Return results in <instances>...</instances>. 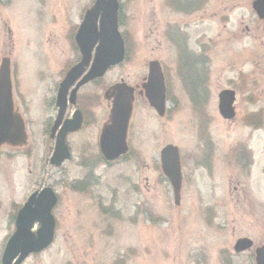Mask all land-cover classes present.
Listing matches in <instances>:
<instances>
[{
    "label": "rangeland",
    "instance_id": "rangeland-1",
    "mask_svg": "<svg viewBox=\"0 0 264 264\" xmlns=\"http://www.w3.org/2000/svg\"><path fill=\"white\" fill-rule=\"evenodd\" d=\"M90 1L12 0L6 7L3 5L8 4L6 0L0 2V62L3 58L10 60L14 106L27 124L28 134L25 147H3L0 151V202L3 203L0 247L9 226L6 210L21 202L26 192L24 187L29 186L25 180L39 171L42 185L51 186L59 197L54 210L55 237L46 252L29 258L26 264H254L253 251L235 254L233 245L238 238L249 236L258 240L255 236L264 235V228L260 227H264V196L262 204L253 210L262 221H255L243 211L248 206L233 204L230 198L234 196V184L230 185L228 177L219 172L216 179L209 180L207 173L184 162L189 168L184 169L186 181L180 205L173 204L172 190L160 170V150L174 144L192 159L199 153L192 137L195 124L191 121L190 103L193 100L183 91L176 92L179 107L176 106L175 114L164 124L156 118L144 117V109L137 102L134 124L142 123L140 135L135 127L131 128V144L137 157L108 168L99 165L97 148L98 136L107 123L104 111L108 102L103 99L104 89L99 85L88 87L82 95L91 90L96 99L102 97V101H97L103 110H95L99 122L68 137L70 161L59 169L49 165L50 140L43 130L48 117L45 104L55 95L64 67L75 58L68 35ZM120 1L119 31L129 54L122 66L112 69L101 80L106 87L120 80L138 85L145 61L161 57L165 52L160 38L155 39V34H151L154 21L161 29L157 31L162 33L164 28L167 16L164 0ZM205 1L204 25L196 28L192 23L195 20L187 18L189 29H184V36L189 54L201 53L203 47L208 57L207 75L204 69L198 78L192 74L190 82L194 79L196 85L202 86L203 78L207 81L203 85L210 89L208 102L212 113L213 102L216 103L213 91L219 80L217 53L212 42L219 26L211 11L221 1ZM225 39L222 37V43ZM226 44L229 53L232 52V45ZM228 56L219 57L221 67L229 62ZM184 77L188 83L189 78ZM223 80L222 76L219 83L223 84ZM223 127L220 120L212 127L217 142L225 139L233 145L243 136V132L232 135ZM93 166L98 167L95 174L101 177L95 181L94 198L72 189ZM13 174L15 180L11 183L9 177ZM251 191L254 192L252 187ZM213 199L218 200L216 207L220 214L215 220Z\"/></svg>",
    "mask_w": 264,
    "mask_h": 264
},
{
    "label": "flooded vegetation",
    "instance_id": "flooded-vegetation-1",
    "mask_svg": "<svg viewBox=\"0 0 264 264\" xmlns=\"http://www.w3.org/2000/svg\"><path fill=\"white\" fill-rule=\"evenodd\" d=\"M10 1L11 0H7V3L9 4ZM219 1H221L220 4L218 6L215 5L211 11L215 17L213 18L216 19L215 22L219 26L212 42L213 51L217 53L216 70L218 71L217 78L219 79L215 84V91H213L215 93L216 103L213 102L212 113L209 111L211 109V104L208 102L210 98V89L208 86L203 85V81H205L204 78L202 86L196 85L198 82L194 81V79L190 82L192 80V74H194L193 77L198 78V74L204 69L206 70L205 75H207L208 69L206 68H208V57L204 54L203 47L201 53L196 51V53L189 54L187 48L188 40L184 36L186 32L184 29H189L188 23L186 22L187 18L195 20L192 21V23L196 25V28L204 25V14L207 13L204 10L206 1L164 0V7L167 11L164 28H162V33L157 31L161 29L158 28L157 21H154L152 27L153 32H151V34H155V39L160 38V44L164 46L165 52L161 57H155L145 61V70L140 80L137 82L138 85L127 84L133 89L134 99L130 126L132 122H134V117L136 118L135 111L137 102H140L144 109V117L148 116L154 119L157 117L155 111L146 101L145 91L142 88L147 78L149 62L157 61L163 73L168 106L164 117H157L156 119L164 124L174 115H172V112L177 104L176 99L178 96L176 92L179 90L190 95V99L193 100L190 103L191 121L193 120L195 124L192 127V133L194 134L192 137L194 138V142L197 143L195 149H198L199 153H196L197 155H195L193 159L189 155H184L182 162L183 168H189L184 162L192 163L197 170L201 169L207 173L209 180L216 179V174L219 172L224 174L225 177H228L230 185L234 184L232 188L233 194L230 193L234 195L233 198H230L233 204L240 207L242 205L248 206V208H243L246 216L255 221H262V219L256 217L253 210L256 206L262 204L264 196V0ZM40 7L42 10V6ZM121 9L122 6H120V10ZM222 37H226L225 43H222ZM226 43L232 45V52L229 53ZM199 45L200 44L197 43V47ZM225 54H229V62L224 67H221L219 65V57H223ZM79 60L80 55L77 56L74 65L79 62ZM184 76L189 78L188 83ZM222 76L224 78L223 84L219 83ZM120 82L124 83V80H120ZM189 83H191V85H189ZM205 83H207V81H205ZM93 85L96 87L98 86L97 80L81 86L76 92L74 104H70L66 108L64 116L62 117V122L72 119L74 116H77V113L81 115L82 121L77 131L67 135V142L68 137L80 134L83 130L90 127L93 122H99L98 113L95 110L96 108L100 111L103 110L102 105L97 101H102V97L101 99H99L100 97L96 99L95 94H93L91 90L82 95V91L88 87H93ZM75 86L76 84L70 88L69 92ZM57 89L58 87L56 91ZM223 90H229L235 94L233 118L228 121L220 117L218 110L219 94ZM110 96L111 95H108L107 89H105L103 99L108 102L105 108L106 111H104L108 116L107 121L109 119V109L111 107L108 101V97ZM171 98L173 103L171 102ZM54 99L55 96L46 105V111L48 113L47 120L52 122V124L57 118V109L53 101ZM219 120L227 132L231 131L233 133L232 135L243 132V136L235 140L236 142H234L233 145H229L228 142L224 141L225 139H221L222 141L219 140V142H217L212 133V127L216 123H219ZM130 126L127 135L128 141H130L131 138ZM133 126L137 129V134L139 136L142 123H139L137 126L134 124ZM55 132H57V130ZM99 137L100 135L98 136V141ZM68 147L71 151L70 142H68ZM134 151L136 150H132V155ZM86 168L87 166L83 169L85 170ZM97 168V166H93L88 168L89 171L86 170L87 175L81 183L79 188L80 192L86 191L88 193L89 187L87 183H94L95 180H101V177L95 174ZM9 179L11 183H13L14 174L10 175ZM40 180L41 176L39 175V171L35 176L29 175V178L25 180V183H29V186L24 187V192H26L21 202L17 205H11L10 209L6 210L9 216V226L2 239L0 255L3 246L15 232V220L19 211L30 199L33 197L38 198L37 191H41L44 188ZM251 187L254 192L251 191ZM217 201L218 200L215 199L212 201L213 207L215 208V213L212 215L214 217L220 215L219 209L216 207L218 206ZM2 208L3 203L0 202V211ZM29 210L31 214H37L38 202H32ZM260 227L262 229L264 228L263 226ZM38 228V225H35L32 231L35 232ZM255 237L258 240L255 238L251 239L249 236L243 237L250 243L251 246L249 251H253V254L264 246V235ZM31 257L34 256L31 255L30 258ZM27 260L22 264H26Z\"/></svg>",
    "mask_w": 264,
    "mask_h": 264
},
{
    "label": "water",
    "instance_id": "water-1",
    "mask_svg": "<svg viewBox=\"0 0 264 264\" xmlns=\"http://www.w3.org/2000/svg\"><path fill=\"white\" fill-rule=\"evenodd\" d=\"M117 0H96L94 7L88 11L76 36L77 45L83 56L81 63L73 68L60 85L57 97L59 107L58 119L53 131L59 125L66 108V95L69 87L81 76L84 67L90 63V54L95 47V58L89 72L84 76L76 89L71 92L70 102L74 103L77 89L91 80L101 78L106 71L123 61L124 46L117 30ZM98 23V25H97ZM157 64L151 63L149 67L148 82L144 86L146 96L150 104L159 114L164 111V87L162 75ZM10 65L8 59H3L0 65V147L4 144L17 146L25 140L24 128L20 118L13 112L11 93ZM119 87H116L117 91ZM117 92L113 103L111 125L104 129L100 140L101 152L107 161H113L126 153L125 131L130 114L131 92L125 88ZM125 95V96H122ZM220 110L225 118L230 115L232 93L223 92L220 95ZM80 120L65 121L57 136V144L51 164L60 166L69 159V153L64 146V138L68 132L78 129ZM161 169L170 181L175 204L180 199V163L178 149L167 146L161 152ZM42 209L40 218V230L36 234L30 232L32 222L29 211L21 210L16 220V232L9 240L2 258V264H11L20 253L21 256L15 264H20L29 254L39 253L45 250L53 240V218L51 209L56 199L51 190H44L40 194ZM29 218V220H28ZM31 221V222H30ZM28 222V223H27ZM247 240L237 241L234 250L242 252L250 248ZM256 264H264V246L256 251Z\"/></svg>",
    "mask_w": 264,
    "mask_h": 264
}]
</instances>
